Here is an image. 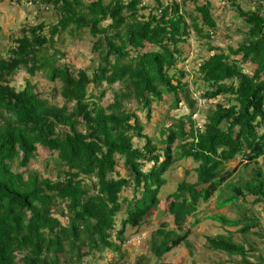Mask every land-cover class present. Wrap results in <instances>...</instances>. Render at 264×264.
<instances>
[{
    "label": "trees",
    "instance_id": "1",
    "mask_svg": "<svg viewBox=\"0 0 264 264\" xmlns=\"http://www.w3.org/2000/svg\"><path fill=\"white\" fill-rule=\"evenodd\" d=\"M187 1L195 2L29 0L52 7L55 20L23 27L0 59V264H97L105 251L118 256L106 264H124L131 237L156 211L171 222H160L141 241L147 245L138 264H147L181 244L191 248L187 219L220 188L225 192L216 206L241 211L238 218L210 219L239 227L245 246L225 230L206 236L207 247L240 257L220 264H264L263 255L250 261L253 249L246 246L247 235L260 225L253 207L264 203V175L259 167L251 168L249 179L241 175L264 157V0L253 11L231 2L243 29L236 46L226 50L211 44L217 24L209 3L188 12ZM64 33V43L92 38L88 66L76 68L55 47ZM191 35L207 52L216 51L200 61L191 87L211 103L200 126L192 119L197 99L182 83L180 67L181 48ZM20 71L55 82L48 95H58L61 103L28 79L14 86ZM163 94L171 96L173 109L184 104L190 114L177 122L170 118L157 138L144 133L135 109L149 120ZM39 147L48 156L35 168ZM187 159L196 180H181L160 210L166 173ZM235 159L241 166L227 169Z\"/></svg>",
    "mask_w": 264,
    "mask_h": 264
},
{
    "label": "rangeland",
    "instance_id": "2",
    "mask_svg": "<svg viewBox=\"0 0 264 264\" xmlns=\"http://www.w3.org/2000/svg\"><path fill=\"white\" fill-rule=\"evenodd\" d=\"M154 0H142L143 4L153 5ZM169 1V0H162ZM181 2V0H174ZM198 4L201 5L205 1H209L212 5L211 13L217 24V33H214L212 43L215 46H219L222 49L226 50L228 45L236 46L237 41L239 40V33L237 30H241L243 25V20L239 17L238 11L236 8L231 6V2H236L243 10H256L258 0H197ZM188 12H193L194 4L191 1L186 2L184 6ZM184 9V8H183ZM148 13V11H144ZM54 11L51 8H45L42 6L33 5L29 0H0V59L3 58L6 54V49L11 47L12 39L18 37L20 30L28 25H36L41 22L42 19L46 20V23L49 24L55 20V17L52 16ZM65 33L62 34L61 42L55 47L60 48L62 51L67 53V61L70 64H73L76 68L86 67L90 64V60L93 57L90 56V44L92 38L85 34L81 41L75 39L74 41L63 42ZM182 57L184 58L183 62L180 63V67L184 70V77L182 78V83L187 81L188 89L192 90L193 82L198 77L196 70L198 64L201 60L207 59L211 56L213 52H207L206 47L197 40L195 35H191L188 39V42L184 44L181 48ZM245 72H251L250 67L244 68ZM28 79L31 84L35 86L36 89H39L41 92H44L48 95L50 89L55 85V82L49 81L43 74L38 73L34 77H29L25 74L24 71H20L14 78L13 84L17 88H21L24 80ZM46 95V96H47ZM111 94H107L106 98H109ZM191 96L197 99V106L192 119L196 122L198 126L202 125L205 118L206 110L211 103L207 102L200 98V92L192 90ZM49 99L52 102L60 104V98L58 95H55V99H52L48 95ZM105 98V99H106ZM172 99L168 94H163L161 102H154L151 108L150 119L146 120L144 114L138 109L136 111L139 116L140 121L144 126V133L151 134L155 137H160V129L164 124L168 126L171 121L170 118H174L177 122L178 118L189 115L190 111L187 107L182 104L181 108L173 109L171 106ZM149 121V122H147ZM189 128V123L185 121L184 129ZM164 137V136H163ZM179 141V140H178ZM178 141L174 143V147L178 144ZM159 147H163L162 144H159ZM48 156V152L42 148H38V155L36 158L35 168H42V163L44 159ZM241 166V160L235 159L229 162L226 165V168ZM150 165H147L144 168V171L149 169ZM194 163L192 160H180L177 161L171 170L166 173V184L162 187L159 198V209L166 210L169 206L171 200L168 199V195L176 190L177 184L181 180L192 183L196 180V175L193 172ZM262 168V173L264 175V157H261L256 164H252L249 167L245 168V171L241 174L244 175L243 179L251 178V168ZM125 175V171H122ZM235 175V174H234ZM236 176H239V169L236 175L231 179L232 182L236 181ZM222 190V191H221ZM225 190L220 188L217 193L207 202H200L197 207L196 213L187 219V223L184 226V229L188 232V241L191 244V248L187 247L185 244H181L178 247L171 250L169 253L164 254L161 258L156 259L153 257L152 262L147 264H220L222 260L226 261L231 258L225 252H215L210 250L207 247V242L205 240L206 236H216L217 234L224 233L225 230H232V227H227L226 225L220 224L218 221L210 219V216L220 214L226 216L229 219L238 218V215L241 211L240 208H229L224 205L222 207H217L216 202L219 200V195L223 196ZM126 196L131 197V191H126ZM250 202V200H249ZM254 211L258 210L257 218L260 220V225L257 228H254L252 234L247 235V245L253 249L251 255H249V260L256 262L257 258L261 255L264 256V203H260L253 207ZM58 217L62 224L67 223V218ZM171 222V217L163 214L160 216L156 211L152 212V215L146 220L142 221L141 232L136 236H132L131 244L128 248V254L126 259L122 261L124 264H138V257L145 253V248L147 244H141V241L144 238H148V233L157 229L160 222ZM245 223V220H243ZM194 222L195 225H192ZM134 232V231H132ZM150 234V233H149ZM235 234V235H234ZM232 233L231 238L239 243L245 244V235L239 233ZM245 246V245H244ZM117 260L118 256L110 251H105L97 257V264H106L110 259ZM240 257L234 256L231 259L234 261L239 260ZM89 259V258H85ZM127 262V263H125ZM144 263V262H143Z\"/></svg>",
    "mask_w": 264,
    "mask_h": 264
},
{
    "label": "crops",
    "instance_id": "3",
    "mask_svg": "<svg viewBox=\"0 0 264 264\" xmlns=\"http://www.w3.org/2000/svg\"><path fill=\"white\" fill-rule=\"evenodd\" d=\"M181 1H182V0H181ZM167 2H168V1H166V2L163 1L164 4H166ZM191 2H192V1H191ZM181 3H182V2H181ZM181 3H179V4H181ZM192 3L195 4V5H198V6H201V5H202V4L199 5L197 0H195V2H192ZM206 3H209L208 5L210 6V9H211V8H212V5L210 4V2H209V1H205L203 4H206ZM185 4H186V2L184 3V5H185ZM195 5H194V6H195ZM145 14H147V13H145ZM211 14H212V13H211ZM238 228H239V227H232V228H231L232 230H228V231H231V232L234 234V233L237 232V229H238ZM222 234H225V231H224V233H222ZM226 234H228V233H226ZM231 235H232V234H231ZM234 235H235V234H234ZM244 245H245V244H244ZM234 256H235V255H233L232 257H234Z\"/></svg>",
    "mask_w": 264,
    "mask_h": 264
},
{
    "label": "clouds",
    "instance_id": "4",
    "mask_svg": "<svg viewBox=\"0 0 264 264\" xmlns=\"http://www.w3.org/2000/svg\"><path fill=\"white\" fill-rule=\"evenodd\" d=\"M132 238H133V237H132ZM132 238H131V239H132ZM131 239H130V244H131Z\"/></svg>",
    "mask_w": 264,
    "mask_h": 264
}]
</instances>
